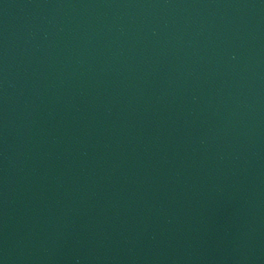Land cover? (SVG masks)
<instances>
[{
  "label": "water",
  "instance_id": "1",
  "mask_svg": "<svg viewBox=\"0 0 264 264\" xmlns=\"http://www.w3.org/2000/svg\"><path fill=\"white\" fill-rule=\"evenodd\" d=\"M0 264H264V0H0Z\"/></svg>",
  "mask_w": 264,
  "mask_h": 264
}]
</instances>
